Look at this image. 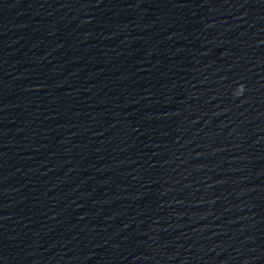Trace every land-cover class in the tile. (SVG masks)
I'll use <instances>...</instances> for the list:
<instances>
[{"label":"clouds","instance_id":"obj_1","mask_svg":"<svg viewBox=\"0 0 264 264\" xmlns=\"http://www.w3.org/2000/svg\"><path fill=\"white\" fill-rule=\"evenodd\" d=\"M243 90H241V92H242Z\"/></svg>","mask_w":264,"mask_h":264}]
</instances>
